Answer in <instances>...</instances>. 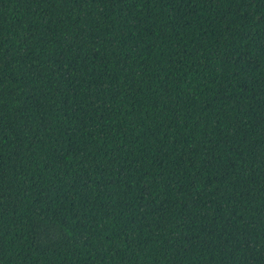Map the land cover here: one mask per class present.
Listing matches in <instances>:
<instances>
[{
    "label": "trees",
    "instance_id": "1",
    "mask_svg": "<svg viewBox=\"0 0 264 264\" xmlns=\"http://www.w3.org/2000/svg\"><path fill=\"white\" fill-rule=\"evenodd\" d=\"M0 264H264V0H0Z\"/></svg>",
    "mask_w": 264,
    "mask_h": 264
}]
</instances>
